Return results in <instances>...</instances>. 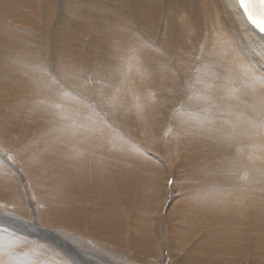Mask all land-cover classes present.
<instances>
[{
	"label": "bare ground",
	"instance_id": "6f19581e",
	"mask_svg": "<svg viewBox=\"0 0 264 264\" xmlns=\"http://www.w3.org/2000/svg\"><path fill=\"white\" fill-rule=\"evenodd\" d=\"M77 1H79L80 3H78ZM82 1L83 0H0V118L3 117V119L6 120V116H8L7 117L8 120H6L7 122L4 121L0 122L1 123L0 137H3L2 139L0 138L1 139L0 149H3L7 156L9 155L12 156L11 151L8 150L7 147H11L14 152L18 153L19 162H22L21 163L22 167L25 168V171L30 177L32 184H34V190L37 191V194L40 196L41 201L43 202L42 204H40L41 207L39 209L40 214H43L41 215L42 216L41 220L43 221V223L44 222L47 223L46 225L50 227V228L43 227L36 220L30 221V220H26L24 217L23 219L21 218L18 219L17 216L16 217L17 219H13L14 220L13 222L16 221L19 222L18 230L20 231L28 230L30 228H33L34 223H37L38 229L41 230L40 233H44V234L51 233L52 235H54V237L57 238L58 243L57 245H54L52 243H48L42 240V238L39 237L36 238L40 239L43 243H48L49 245H52L58 250H60L61 252L67 254V256L70 257L75 264H102L96 262L95 258L89 260L84 258L85 256L84 257L81 256L84 255L85 251L82 248V245H80L74 239V236L79 237V235L77 236L74 233H70L71 229L70 231L67 230L69 227L67 229L65 228L61 230L52 228L54 227L53 225L56 224L55 220H53L55 219V216L53 215L54 213L53 214L51 213L53 206L50 205L51 208L47 211L45 210L46 208H44V205L48 208L49 200H52V202L55 203L59 198H61V193L56 191L58 187L53 185L47 178L48 174L51 175L53 178V180L51 181H53L56 184L57 177L54 174L57 171L55 168L50 169V168H46L45 166L41 168L39 167L40 168L39 169L38 166L40 165V162L36 160H31L32 157H35V155L30 154V156H28L30 152L34 151L33 149L35 144L33 145L32 143H29L27 145H23L25 144L24 141L25 138H23V136L25 137L28 136V131L33 129L35 130L34 133H30V134L36 133L34 142L35 141L38 142L40 139L43 138L44 140L47 141V143L45 144H50L51 148L59 144L61 148H63L64 150L72 151L73 153H75L74 158L64 160L63 156H61L60 157L61 160H59L58 166L63 167L65 168L66 171L71 172L70 175L72 176L69 178L70 181L74 180V182H76L78 185L84 184L85 180L83 178L87 176L88 173L86 174V169L89 170L88 167L90 164L84 162L82 153H77L76 151L73 150L74 147L81 148L80 146L79 147L75 146L76 141L74 140V138H70L67 140L66 139L60 140V138L58 139V137L56 136L57 132L55 131V129H61L62 126L59 123L54 122V120L58 118L57 117L58 116L57 111H58V113L64 114L66 118H69V120H70V116L72 115L73 116L72 123L86 122L85 119L81 118V114L77 113L80 111V108L82 106L81 107L76 106L75 109L73 110L70 109L72 108L70 103L71 101L68 99V97H69V93H71L77 98V100L80 98L76 94H74L78 91H76V86H74L73 84L82 83V81L75 80L76 78L74 75L76 70L75 68L77 61L76 59L79 57L81 49H83V47L85 48L84 50H82V52L84 51L85 53V55L84 54L82 55V58H84L83 61L89 63L93 59H95L94 57L95 54H93L92 49L97 47V50H99L98 43H100L99 44L101 45L99 46L100 56L103 57L104 54L107 53L108 57L107 58L105 57L106 59L102 58V60L104 61L98 59L99 64H101L100 65L101 68H98L99 64L97 65L96 68V72L98 74L100 73L101 75L102 74L104 75L106 73L108 69L107 66H109V64H107L106 62L107 60L110 63V65L113 62L120 63V66L116 70L117 73H113L114 72L113 71L112 72L113 75H110L109 73L107 74L108 75L107 77L113 79V82L118 77L124 79L125 78L124 71L131 72L129 70H131L132 68L135 69L136 70L135 80L138 86L142 88L143 91L144 90L148 91L149 89L151 90L152 99L154 103L153 105L157 113L166 116L169 115L172 119H174L173 123L175 124L174 127V129H176L175 132H180L181 134H183L184 138H185L184 133L188 134L189 137L188 138L186 137L187 139L183 138L184 142L189 143L190 140L192 141L195 140V142L199 145L202 144L206 147L215 146L214 152H212L213 151L212 148L210 150V152L212 153L211 154L207 153L210 157L214 156L213 158L207 157L210 160V162H215L210 165L211 167L214 164V167L212 168L213 170L207 171V173H210L209 175L214 173L218 175L219 173L217 171L219 170H230V172L235 170L238 171L235 176L234 173H228V174L226 173L228 176L227 178V176H223L225 175L224 173L221 175L223 177L218 176L219 178L217 179L214 178L210 179V181L220 180V182L223 184L218 187H216V184L215 186H212L210 184L211 186L205 189L207 190L206 192L205 190L199 192L198 195H196L197 197L196 199H192L191 202L187 203V209L185 210L186 211L185 213L188 216V218L183 219L181 222L185 221L186 223H188L189 228L196 227L195 229H193V231H195L198 228L197 227L198 223L211 225L210 226L211 228L208 233H206L201 238L199 236V239H194L196 241L195 244L196 248L197 247L208 248L206 244H209L211 242L214 244L220 243L225 248L224 250H216V249L213 250L212 248H210L208 252L202 253V254H206L205 256L203 255L202 257H197L199 258L198 260L201 262L203 261L209 262L210 258H212L213 255V257H219V256L222 257L224 261L225 260L228 261V264H239V263L264 264V252L262 251V249H264V242L261 244V249H259V252L261 253L257 252L258 250L256 247L257 245L253 247L254 250L255 248L256 250L252 253V258L250 259V257L248 256L249 254L246 255V251L244 249L247 246L243 244V240L245 238L247 239L245 235L246 231L242 232V230H239L238 227H240L241 225L238 224L239 226L237 227L235 222H232L231 221L232 219H229L232 214L228 215V211L227 213H225V210L228 209L229 203H231L230 202L231 200L229 201L228 196L236 195V194L239 195L241 193L245 194L248 191H250L248 193H251V197L249 199H244V200L250 201L251 205L249 204V207L246 208L242 207L241 213H246L250 208L251 209L254 208L257 209V211L254 210L255 211L254 213L257 212L258 215L264 216V192H256L254 189L255 188L254 186L264 184V181L258 184L257 182L254 181L255 180L254 178L256 177L252 173L254 170L260 169V165L258 166L256 163L257 158L254 159L255 157H253L254 162L251 161L250 158H246L249 159L248 162L250 161L253 162L252 164L246 163L245 165L241 163V159L248 156V154L251 153V151L253 152L256 146L253 148L252 140H246V143L244 144L245 146L242 145L240 148H238V150L236 149L237 150L236 153L230 154L229 153L231 152L230 146H228V144H225L224 142V138H229L228 136L225 135V133H227V131L232 130L234 126V122L232 121L234 119V117L232 116L234 114L233 113L234 110L236 111L238 107H241L240 109L241 111L238 110L239 113L246 110V113L245 112L243 113H245L247 116L254 117L252 116L253 113L247 111L253 110V106L255 103L254 99L255 96H257L255 90L256 89L258 90L259 85H264V37H262L261 34L255 29V27H253V25L249 22L248 18L245 15L243 7L239 4L238 0H95V2H97L98 4L97 9L84 4ZM245 3L248 5V0H245ZM58 4H59L58 6L59 8L57 9ZM251 5L252 4L250 3L251 13L256 14L257 12L253 10ZM26 11H29L30 14L28 15ZM116 23L119 24V27ZM88 30L89 32H87ZM89 34H91L92 37L90 39V42H87L85 41V37L87 38ZM117 38H119V40ZM37 49H40L41 51L38 52ZM29 50H31L32 52H29ZM112 50H114L115 54H111ZM119 52L123 54L125 61L123 60V58L120 57L121 53L119 54ZM61 55H63L64 56L63 58H65L66 60L65 59L62 60ZM114 56L115 57L118 56L117 59ZM93 62H95L96 64L97 60L95 59L93 60ZM61 64H63L62 66L63 70L59 68ZM37 65H41L40 68L43 67L41 72H39V68ZM84 67L85 66L80 68H84ZM64 69L68 70L67 74L65 73ZM104 77L106 78V74ZM256 78L259 79L257 80ZM85 79L91 82L89 76L86 77ZM125 82H127V80ZM60 84H63V87H61ZM64 87H66L67 89H65ZM74 87L75 90L72 89ZM109 87L111 88V86ZM68 89H70V91ZM103 89L105 90L107 88L103 87ZM92 90H94V88ZM259 95L261 96L262 94ZM35 96L37 101L34 98ZM41 96L44 97L45 99H42ZM81 96L84 95L81 94ZM257 97L259 98V96ZM242 99H244L245 101L242 102ZM98 103L100 104V102ZM82 104L84 103L82 102ZM103 106L108 108V106L106 105ZM150 107L152 106L150 105ZM94 111L97 112L96 110ZM230 114H231V119L225 118V117H229ZM106 117H107L106 120L112 123V118L108 116ZM157 117H159V115ZM17 119H25L28 122L37 121V123L35 124L33 123L32 125L31 123L28 125H26L25 123V129L19 141H17L16 138H14L15 133L14 132L12 133V130H10L13 122ZM58 120H60V118ZM145 121H143V124L145 123ZM65 122L66 121H64V123ZM124 129L126 128L124 127ZM207 130H209L210 132L209 136L214 131L218 132L219 134L213 135V137L208 138L207 136L206 137L204 136V133ZM63 131L61 132L63 133ZM237 131L236 133H239ZM262 132L264 133V123H263ZM252 133L253 132H251V134ZM256 135L258 134H253L251 136L257 137ZM99 136L100 135H95V137L97 138ZM262 137H264V134ZM99 138L101 142H106V145L105 143L104 145L107 146V143H109V138H106V135L104 134H101ZM236 138L239 137H235L234 138L235 141ZM248 143H251L250 146L246 145ZM260 143L261 142H259L258 144ZM118 144H120V146ZM123 144H124L123 142L119 143L118 141L114 140L111 142V147H106L105 150L110 155L114 154L117 151H118V155H120L119 152L121 151L124 155L122 159L123 162H128V161L131 162V160L135 161L132 155V150L129 149L130 152L124 150L127 149V147L125 144L124 147ZM262 144L264 143L262 142ZM95 145H96L95 142H93L92 143L93 148H91V153H90L92 155V158L94 159L98 155L101 156L104 155L102 152H99V148L94 147ZM119 148H122V150H120ZM243 149L245 150V153L242 152ZM250 149L251 151H249ZM40 151L42 152L43 150ZM142 151L143 150H140V152L144 156L141 155L139 163L153 162L152 160L149 161L147 158H145L146 157V155L144 154L145 151H143L144 153ZM56 152L60 154L61 150H56ZM251 154H249V156H251ZM263 154L264 153H262L261 156H263ZM24 156H26V160L24 159ZM109 158L112 157L109 156ZM43 159H45V157ZM5 160L10 164L12 162L11 160H8L6 158ZM98 160L99 161L96 162V165L99 166L103 162L101 159ZM235 162H237L236 165H242L241 166L242 168L245 167V169L248 172H246V174L245 173L243 174L245 170L243 171L242 169L243 172H241L239 166H235ZM9 163L7 164L13 169L15 168V171L18 172L19 176L22 178V181L24 182V177L21 176L22 174L20 173L17 166L15 164L14 166L11 164L12 165L11 166ZM25 163L29 171L26 169ZM250 165L254 167L253 168L246 167ZM98 166L96 167L93 166V167L96 168V169L94 168L95 177L98 176L97 171L100 177L97 182V186L98 188H100V193H98V195L96 194L95 198L93 197L92 202L90 203L92 204L93 208L102 205L104 199L102 197V195L104 194L102 193L101 195V191L103 188V183L105 178L103 179L104 176L101 173L100 170L101 167L99 168ZM33 168L37 170H33ZM119 169H121V167ZM261 172L262 171H260V173ZM240 174L243 176V178L240 177ZM121 176L123 177L122 174ZM63 179L64 181H67L66 177ZM125 179L126 178L124 176V180ZM4 180L5 179H2V181ZM4 183H5L6 193L8 194L12 193L11 196L12 199H16V200L19 199V195L18 197L16 196V192L18 191L8 180V178L7 180L4 181ZM59 183L60 182H58V184ZM70 183L68 182L69 186L71 185ZM93 183L95 182L93 181ZM235 184L237 188L233 189L235 187ZM3 185L4 184H2V186L0 185L1 194H3V187H4ZM245 185L248 186L246 187L248 190L243 191L242 187ZM84 187L86 188V186ZM69 188L71 187H68V189ZM80 194H82V192ZM202 196L204 197V201ZM256 196L258 198H256ZM72 197H76V196H72ZM2 199L3 198H1V200ZM225 201H228V203H226L225 205L222 204ZM241 201L243 200L241 199ZM109 203H107V205ZM65 204L67 205V203ZM31 207L33 209L34 206L31 204ZM229 208H230V213L231 211H235L233 206ZM92 211L93 210H91L87 214H88V218H91L93 220L94 216L92 215ZM254 213L252 211V214ZM98 214L99 213H97V215ZM110 215L113 220V224L111 226L114 228L118 227L119 221L122 220L117 218V222H114V219L117 216L115 215L114 212H112ZM145 215H149V213L144 212L142 215L138 214V216L140 217L139 222L141 223L140 224L141 226L142 225L148 226L149 224L146 222L147 218L144 217ZM0 216L8 219L9 214H6L4 211L0 210ZM192 216L195 217V220ZM108 217L110 218V216ZM77 218L79 219L78 225L81 226L79 215L77 216ZM143 218L145 219V221L143 220ZM27 219L30 218L28 217ZM108 222L109 221H107V223ZM90 223H92V221ZM0 226L10 229L18 234L25 235V237H30L25 233H21V232L19 233V231L17 232L7 226H3V225ZM104 227H106V225ZM242 229L244 230V228ZM106 230L108 234L112 235L110 226L109 229ZM136 230H138V228ZM142 230L145 231L144 228ZM8 236L10 238L8 240L9 243L6 242L7 247L13 246L16 243L15 241V239H17L16 236L0 228V242H2V244L5 242L4 240ZM184 236L185 235L182 234V236H180L178 240L184 238ZM217 239H219V242L217 241ZM263 240H264V235L262 239L256 240L255 243H259V242L261 243V241ZM198 241H200V243H198ZM178 244L180 246L185 247L183 243L181 244V240L178 242ZM249 246L251 245L249 244ZM7 247H3L0 245L1 255L2 254L4 255V253L8 251ZM196 251L197 252L199 251L200 253V250L196 249ZM89 253L90 254L93 253L94 255L96 254L92 250H90ZM256 255H258L257 256L258 258H256ZM11 258H13V256L7 257V261L0 258V263L5 264L8 262V260L13 262L18 261L19 264H31L32 262L31 259H30L31 261H28V259L26 258H23V260H15V259L12 260ZM186 258L184 259V261L186 260ZM222 259L220 258L215 262L219 264L223 261ZM198 260H193V261L199 262ZM36 261L37 260H35V263ZM180 264L183 263L180 262Z\"/></svg>",
	"mask_w": 264,
	"mask_h": 264
},
{
	"label": "rangeland",
	"instance_id": "374dc122",
	"mask_svg": "<svg viewBox=\"0 0 264 264\" xmlns=\"http://www.w3.org/2000/svg\"><path fill=\"white\" fill-rule=\"evenodd\" d=\"M77 2L80 3L79 1H77ZM82 2L84 4L92 7V8H96V9L98 8V4H97V2H95V0H90V1L89 0H85V1L83 0ZM58 6H59V4L57 5V9L59 8ZM26 12L28 15L30 14L29 11H26ZM89 22H91V21H89ZM116 24L119 27V24L118 23H116ZM87 32H89V30ZM90 35L91 34H89V36L87 38L85 37V41L90 42V39L92 37V35L91 36ZM117 39L119 40V38H117ZM100 42H101V40H100ZM99 44L100 43H98V49L99 50H97V47L92 49L93 54H95L94 57L97 60L96 64H95V62H93V60H95V59H93L89 63L83 61L84 58H82V55L83 54L85 55V53H84V51L82 52V50H84L85 48L83 47V49H81V51H80L81 57L79 54L80 58L78 57L76 59L77 60L76 61V67H75L76 70H75L74 75L76 78L75 80L82 81V83H76V84L74 83L73 84L74 86H76V91H78L74 94H76L80 98L77 100V98L74 95H72L71 93H69V97H68V99L71 101L70 103H71V107H72L70 109L73 110V109H75L76 106H78V107L82 106L83 107V108L81 107L80 111L77 113L81 114V118L85 119L86 122L72 123V120H73L72 115L70 116V120H69V118H66L64 114L58 113V111H57V114H58L57 117L58 118H56V120H58L59 118H60V120H58V121L54 120V122L59 123L62 126V128L64 127L63 128L64 131L62 130V128L61 129H55V131L57 132L56 136L58 137V139L60 138V140H65V139L67 140L70 138H74V140L76 141L75 146H78V147L80 146L81 148L74 147L73 150L76 151L77 153H82L84 162H87L88 164H90L88 167L89 170L86 169V174L87 173L88 174L85 178H83L85 180L84 184L78 185L76 182H74V180L70 181L69 178L72 176V175H70L71 172L66 171L65 168L58 166L59 160H61L60 159L61 156H63L64 160H68V159L74 158L75 153H73L70 150H64L63 148H61V146L59 144H57L55 147L51 148L50 144H45V143H47V141L44 140L43 138L39 140L40 142L39 141L34 142V139L36 137V133L30 134V133H34L35 130H33V129L30 130L31 132L28 131V136H26V137L23 136V138H25L24 139L25 144H23V145H27L29 143H32L33 145L35 144L34 149H33L34 151L30 152L28 156H30V154L35 155V157H32L31 160H36V161L40 162V165L38 166V168L45 166L46 168H50V169L55 168L57 171L54 174V175H56V177L58 179V180L56 179V182H57L56 184L53 181H51V180H53L51 175L48 174L47 178L49 179V181L53 185L58 187L56 189V191L61 193V198H63V199L59 198L55 203H53L52 200H49L48 208L44 205V208H46L45 210H47V211L51 208V206H53L52 210H51L52 212L51 211L50 212L52 214L54 213L53 215L55 216V219H53V220H55L56 224L53 225L54 227H52V228L57 229V230L58 229L61 230V229H65V228L67 229L69 227L67 230L70 231V229H71L70 233H74L77 236L79 235V237L74 236V239L80 245H82V248L85 251L84 255H81V254L80 255L82 257L85 256L84 258L89 259V260H91L92 258H95L96 262L102 263V264H180V262H182L183 264H195V263L196 264H218L215 261L220 259V258L222 259V257H220V256H219L220 257L219 258V257H213V255H212V258H210L209 262H206V261L201 262L198 260L199 258H197V257H202L203 255L205 256L206 254H202V253L208 252L210 250V248H212L213 250H215V249L216 250H224L225 249L222 244L217 243L218 244L217 245V244H214L212 242H211L212 244L211 243L206 244L208 246V248L207 247H197L196 248V245H195L196 241L194 239H199V236L201 238L206 233H208L210 228H211L210 227L211 225L198 223L197 224L198 228L195 231H193V229H195L196 227L194 228V227L190 226L191 228H189L188 223H186L185 221H183V222H181V221L183 219L188 218V216L185 213L186 212L185 210L187 209V203L191 202L192 199H196L197 198L196 195H198L199 192H202L206 188H209L211 185L215 186V184H216V187H218V186L223 184L220 182V180L210 181V179H213V178L217 179V178H219L218 176H220V177L227 176L228 173H234V176H235L238 171L235 170V171L230 172V170H219L217 172L220 175L219 174L216 175V173L209 175L210 173H207V171L213 170L212 168L214 167V164L211 167H210V165L212 163H215V162H210V160L207 157H210L208 155L209 153L211 154L212 152H214L215 146H208L209 147L208 148L202 144H200V145L197 144L195 142V140L194 141L190 140L189 143L184 142L183 141V138H184L183 134H181L180 132H175V130H176V129H174L175 124L173 123L174 119H172L169 115L166 116V115L157 113V111L153 105L154 103H153V99H152L151 90L149 89L148 91H145V90L143 91L142 88H140L138 86V84L135 80L136 79V74H135L136 70L135 69L132 68L133 70L132 69L129 70L131 72H128V71L125 72L124 71V74H125L124 77L125 78L123 79L121 77H118L114 80V82H115L114 83L113 79L107 77L108 76L107 74L109 73L110 75H113V73H117L116 70L120 66V63L116 62L117 63L116 64L115 62H113L110 65V63L107 60L106 62H107V64H109V66H107V67L109 70L107 69V71H106V69H105L106 78L104 77L105 74L104 75L103 74L101 75L100 73L98 74L96 72L97 65L99 64L98 61L99 60L104 61V60H102V58L106 59L108 57L107 53L104 54L103 57L100 56L99 46H101V45H99ZM37 51L40 52L41 50L37 49ZM96 51H97V53H96ZM29 52H32V51L29 50ZM24 53H25V51H24ZM120 53L121 52H119V54ZM111 54H115L114 50H112ZM120 55H121L120 57L123 58V60L125 61L123 54L121 53ZM63 57L64 56L61 55L62 60L65 59ZM117 57H115V58L117 59ZM27 58H30V57H27ZM100 65L101 64H99L98 68H101ZM37 66L39 68V72H41L43 67L40 68L41 65H37ZM62 66H63V64H61L59 68L62 69ZM83 66H85V67L80 68ZM92 68L94 69V71ZM64 71L67 74L68 70L64 69ZM88 71H90V72H88ZM84 74L85 75L88 74V75L85 76ZM128 74H130L131 76ZM88 76H89V79L91 80L92 83L90 81H87V79H85ZM98 76H99V78H98ZM72 79H74V78H72ZM99 79H100V81H99ZM256 79L258 80L259 78H256ZM126 80H127V82H125ZM110 81H111V83H110ZM131 81H133L134 83ZM234 81H236V80H234ZM98 83H100V84H98ZM90 85L93 87H91ZM119 85H120V87H119ZM60 86L63 87V84H60ZM77 86H79L80 88ZM109 86H111V88ZM103 87L107 88V89L104 90ZM64 88L67 89L66 87H64ZM91 88L92 89L94 88V90H92ZM72 89L75 90V87ZM83 89H85V90H83ZM129 89H131V90H129ZM68 90L70 91V89H68ZM90 90H91V92H90ZM88 92H90L91 94ZM260 92H262V93H260ZM263 92H264V85H259L258 90L256 89L255 93L257 96H259L260 99L257 96H255V99L253 98L255 100L253 110L247 111V112L253 113L252 116H254V117L247 116L245 114L246 110L243 111L245 113H243V112L239 113V111H241L240 110L241 107H238V109L236 111L235 110L233 111L234 114L232 113L233 114L232 116L234 117L235 120L233 119L232 121L234 122V126H233V129L230 130L231 132L227 131V133H225V135L228 136L229 138H224L225 144H228V146H230L231 152L228 151L230 154L236 153L238 148H240L242 145H244L246 143V140H252L253 148L255 146L257 147V148L255 147L253 150L254 155L250 149L249 151H251L252 154L251 153H249V154H251V156H249V154H248V156H246L245 158L241 159V157H240V159H241V163L246 165V163L252 164L254 162L253 157H255L254 159L257 158L256 163L258 166L260 165V169L254 170L252 173L257 178V179L254 178L255 179L254 181L257 182L258 184H260L262 181H264V179H263L264 178V170H263V168H264V165H263L264 164V160H263L264 154H263V156H261L262 153H264V150H263L264 144H262V142L264 143V137H262L264 134L262 132L263 123H264V93ZM81 94L84 96H81ZM108 94H109V96H108ZM259 94H262V95L260 96ZM120 96H121L122 100H121ZM125 96H127V97H125ZM34 98L36 99V96ZM89 98H90V100H89ZM42 99H45V98L42 97ZM97 99H98V101H97ZM79 100H80V102H79ZM103 100H105L106 102ZM107 100H108V102H107ZM36 101H37V99H36ZM44 101H47V100H44ZM81 101L84 104H82ZM93 101H95V102H93ZM244 101L245 100L242 99V102H244ZM98 102H100V104ZM87 103H88V105H87ZM106 103H108V104H106ZM118 104H120V105H118ZM103 105L108 106V108L103 106ZM150 105L152 107H150ZM89 107H90V109H89ZM98 107H99V109H98ZM26 110H27V108H26ZM94 110H96L97 112H95ZM98 113H100V114H98ZM101 113H103V114H101ZM26 114H27V112H26ZM158 115L160 118L157 117ZM106 116L112 118V123L108 122L106 120L107 119ZM134 116H135V118H134ZM246 116H247V118H246ZM7 117L8 116H6V120H8ZM111 118H109V119H111ZM225 118L231 119V114L229 117H225ZM2 119H3V117L0 118V122L1 121L7 122L6 120H4V119L2 120ZM100 119L104 123H102L100 121ZM59 121H61V122H59ZM64 121H66V122L64 123ZM143 121H145L144 124H143ZM153 121H154V123H153ZM25 123H26V125H28L30 123L32 125L33 123L34 124L37 123V121L28 122L25 119L15 120L12 124L13 128L11 127L10 130H12V133L13 132L15 133L14 138H16L17 141H19V139L22 136V133L25 129ZM130 123H131V125H130ZM169 124L172 126H170ZM0 125H1V123H0ZM123 126L127 130L124 129ZM169 126L171 127V129ZM139 127H141V128H139ZM257 127H259V128H257ZM96 128H97V130H96ZM61 131H63V133ZM236 131L239 133H236ZM214 132H216V131H214ZM214 132H212L209 136L210 132H209V130H207L204 133V136L211 138V137H213V135L219 134L218 132H216V133H214ZM251 132H253V133L251 134ZM258 132H260V133H258ZM101 134H104V135H106V138H109V143H107V146H105L106 142L100 141L99 137L101 136ZM253 134H258V135H256L257 137H253V136H251ZM95 135H100V136L97 138V137H95ZM184 135H185L184 139H187L189 137L187 133H184ZM225 135H223V136H225ZM243 135H245V136H243ZM233 137L234 138L239 137V138H236V141H235ZM0 138L2 139L3 137H0ZM256 138H258V139H256ZM78 139H80V140H78ZM231 139H233V140H231ZM114 140L118 141L119 143L123 142L128 149V150L127 149H124V150L130 152L129 149H131L132 155H133L135 161L131 160V162L130 161L123 162L122 159H123L124 155L121 151L119 152V154L121 156L118 155V151L112 155L108 154V152L105 150V148L111 147V142ZM93 142H95V144H96L94 147L99 148V152H102L104 154L102 156L101 155L96 156L95 159L92 158V155L90 154L91 148H93L92 147ZM259 142H261L260 144H262L263 146L258 144ZM104 143H105V145H104ZM191 143L193 144V146ZM190 144H191V146H190ZM250 144L251 143H248L246 145L250 146ZM118 145L120 146V144H118ZM125 145H124V147H125ZM87 148L89 151L87 150ZM116 148H117V145H116ZM204 148H207V149H204ZM212 148H213V151L210 152V150ZM7 149L11 151L12 156L9 155L11 157L7 156L3 149H0V153H1L0 154V178H1L0 179V185L2 186V184H4L3 185L4 186L3 187L4 196H3V194L0 193V197L5 199V200H3V199L1 200V198H0V210L4 211L6 214H9V216H8L9 219H12V220L17 219V218L23 219V217H24L26 220H30V221L36 220L43 227L50 228L49 226L46 225L47 223H45V222L43 223V221L41 220V217H42L41 215H43V214H40L39 209L41 207L40 204H42L43 202L41 201L40 196L37 194V191L34 190V184H32L30 177L28 176V174L25 171V168L22 167V165H21L22 162H19L18 153L14 152L11 147H7ZM53 149H55V150H53ZM119 149L122 150V148H119ZM40 150H43V151L41 152ZM56 150H61V153L58 154V152H56ZM140 150L145 151V153L142 151L146 155L145 158H147L149 161L152 160L153 162H140L139 163L140 157H141V155H143L140 152ZM204 150H206V151H204ZM242 152L245 153V150L243 149ZM107 154L112 158H109V156ZM258 154H260V155H258ZM38 155H39V157H38ZM129 155H130V153H129ZM44 157H45V159H43ZM213 157H210V158H213ZM5 158L8 160H11L12 161L11 164L13 166H14V164L17 166L20 173L22 174L21 176L24 177L25 183L22 181V178L19 176L18 172L15 171V168L13 169L12 167H10L7 164L9 162H7L5 160ZM246 158H250L251 161H253V162H251V161L248 162L249 159H246ZM24 159L26 160V156H24ZM50 159H51V161H50ZM81 159H82V157H81ZM98 159H101L103 162L99 166L96 165V162L99 161ZM117 159H119V160H117ZM259 159L261 160V162ZM47 160H49V161H47ZM113 164H115V165H113ZM236 164H237V162H235V166H239V169L241 172H243L245 170L243 172V174L244 173L246 174V172H248L245 169V167L242 168L241 167L242 165H236ZM138 165H140V166H138ZM90 166H91V168H90ZM93 166H95V167L98 166L99 168L101 167L100 170L104 176L103 179L105 178L104 183L106 184L105 185L103 183V188L101 191V195H102V193L104 194V195H102V197L105 200L103 199L102 205L95 207V208H93L92 204H90V203L92 202L93 197L95 198V195L96 194L98 195V193H100V188H98V186H97V182H98L100 177H99L98 171H97L98 176H96L97 178L95 177V175H94V168L95 167H93ZM25 167H26V163H25ZM120 167H121V169H119ZM246 167L253 168L254 166L250 165V166H246ZM26 169L28 170V167H26ZM242 169H243V171H242ZM33 170H37V169L33 168ZM259 170L262 172L260 173ZM90 171L92 174L90 173ZM221 172H223V173H221ZM68 173L70 176L68 175ZM224 173H225V175L221 176ZM121 174L123 175V177L121 176ZM241 174H240V177L243 178V176ZM124 176L126 178L125 180H124ZM65 177L67 178V181H64L63 178H65ZM129 177H131V178H129ZM7 178L12 183V185L16 188V190L18 191V192H16V196L18 197V195H19V199L21 201L19 199H17V200L12 199L11 198L12 193L11 194L6 193L4 181L7 180ZM92 178H94V179H92ZM108 178H109V180H108ZM227 178H228V176H227ZM2 179H5V180L2 181ZM91 179H92V181H91ZM129 179H131V180H129ZM132 180H134V181H132ZM136 180H137V182H136ZM93 181L95 183H93ZM117 181H120V182H117ZM129 181H131V182H129ZM58 182H60V183L58 184ZM68 182L69 183L71 182L70 186H69ZM109 183H111V184H109ZM64 185H66V186H64ZM1 186H0V188H1ZM67 186L71 187V188L68 189ZM84 186H86V188ZM87 186H88V188H87ZM128 187H129V189H128ZM246 187H248V186L245 185L242 187L243 191L248 190ZM254 187H255L254 189L256 192H264V184L256 185ZM60 188H61V190H60ZM235 188H237L236 184H235V187L233 189H235ZM62 189H64V190H62ZM104 189H105V191H104ZM109 189H111V190H109ZM239 189H241V188H239ZM19 191H20V193H19ZM80 191L82 192V194H80L81 193ZM206 191L207 190H205V192ZM105 192H106V194H105ZM248 192H250V191H248ZM248 192L245 194H243V193H241L239 195L236 194L237 196L236 195L228 196V199H229V201L231 200L230 202L232 204L229 203L228 209L225 210V213H227V211H228V215L232 214L229 219H232L231 221L235 222L237 227L239 225H241L240 227H238L239 230H242V232L246 231L245 235H246L247 239L245 238L243 240V244L247 246L246 247L247 249L246 248H244V249L246 251V255L249 254L248 256L251 259L252 253L256 250V248L254 250V248H253L254 246L257 245L256 246L258 249L257 252L261 253V252H259V249H261V244L264 242V240L261 241V243L259 242L260 244L255 243V241L263 238V235H264V219L263 218H264V216L258 215L257 212L254 213L255 211H257V209H254V208L253 209L248 208L251 211L248 210L246 213H241L242 207L246 208V207H249V204L251 205L250 201L244 200V199H249L251 197V193H248ZM75 193H76V195H75ZM118 193H119V195H118ZM72 196H76V197H72ZM204 196H205V194H204ZM252 197H253V195H252ZM202 198L204 201L203 196H202ZM240 198L243 201H241ZM256 198H258V197L256 196ZM110 199H112V200H110ZM52 203H53V205H52ZM63 203L64 204L67 203V205L66 204L64 205ZM107 203H109V204L107 205ZM226 203H228V201H225L222 204L225 205ZM241 203H243V204H241ZM31 204L34 206L33 209L31 207ZM232 206L234 207L235 211L236 210L237 211L236 212L231 211V213H230L229 207H232ZM109 208H110V210H109ZM105 209H106V211H105ZM91 210H93L92 211V215L94 216L93 220L91 218H88V214H87ZM107 210H109V211H107ZM252 211L254 214H252ZM104 212H106V213H104ZM112 212H114L115 215L117 216V217H115L114 222H117V218L122 220V221H119V224H118L119 226L116 228L111 226L113 224V220H112L111 215H110ZM144 212L149 213V215L144 216L147 218L146 222L149 223L148 226H146V225L141 226L140 225L141 223L139 222L140 217L138 216V214L142 215ZM97 213H99V214L97 215ZM235 213H237V214H235ZM248 213H250V214H248ZM121 214H122V216H121ZM78 215L80 217L81 226L78 225V221H79V219L77 218ZM236 215H238V216H236ZM108 216H110V218ZM28 217L30 219H27ZM43 218H44V216H43ZM193 218L195 220V217H193ZM44 220H45V218H44ZM143 220L145 221L144 218H143ZM148 220H149V222H148ZM241 220L243 221V223ZM91 221H92V223H90ZM107 221H109L108 222L109 224L107 223ZM46 222H48V221H46ZM136 224L139 226H137ZM105 225H106V227H104ZM250 225L252 228L250 227ZM109 226H110V230L112 232V235L108 234V232L106 230V229H109ZM0 228L2 230H5V231L11 233V234H14L17 238V239H15L16 243L13 246H9V247H7V243H9L8 240L10 238L9 236L5 238V240H4L5 242L3 244H2V242H0L1 246L7 247V249H8V251H6L4 253V255L0 254V258L4 259L5 261H7V257L13 256V258H11L12 260H14V259L15 260H23V258L28 259V261L32 260L31 264H75L71 260V258L67 256V254L61 252L60 250H58L54 246L49 245L48 243H43L40 239L33 238V237H25V235L18 234L16 232H14L10 229H7L5 227H2V226H0ZM137 228H138V230H136ZM143 228L145 229V231L142 230ZM242 228H244V230ZM72 230H74V231H72ZM101 230H103V231H101ZM182 234H184L185 236H184V238H182L180 240H181V244L183 243L185 247L180 246L178 244V242L180 241L178 239L180 236H182ZM82 236H83V238H82ZM84 237H85V239H84ZM114 237H116V238H114ZM250 237L252 240L250 239ZM108 238H109V240H108ZM110 239H112L113 241ZM105 240L106 241L108 240V241L106 242ZM217 241L219 242V239H217ZM198 243H200V241H198ZM249 244L251 246H249ZM196 249L200 250V253H199V251L197 252ZM90 250L94 251L96 254L95 255L93 253L90 254L89 253ZM190 250L193 252H191ZM247 251H249V252H247ZM262 251L264 252V249H262ZM257 256L258 255H256V258H258ZM185 258H186V260L184 261ZM35 260H37L36 263H35ZM193 260H198L199 262H196ZM69 261H70V263H69ZM213 262H215V263H213ZM5 264H19V262L18 261L13 262V261L8 260V262ZM219 264H228V261L223 260ZM239 264H241V263H239Z\"/></svg>",
	"mask_w": 264,
	"mask_h": 264
},
{
	"label": "water",
	"instance_id": "95a60500",
	"mask_svg": "<svg viewBox=\"0 0 264 264\" xmlns=\"http://www.w3.org/2000/svg\"><path fill=\"white\" fill-rule=\"evenodd\" d=\"M239 2L241 4V0H239ZM254 4L255 5H253V4L251 5L253 10H255L256 12H258L260 10L261 13L264 12V0H256V1H254ZM243 8L245 10L247 17L250 14L253 17V19H255L258 22V20L254 16V14L251 13V7H249L250 9H247L245 7H243ZM262 23H264V21ZM13 221L14 220H12V219H9V218L6 219V218H3L0 216V225L7 226V227H9V228H11L17 232L19 231V233L20 232L25 233L28 236L33 237V238H36V237L42 238V240H44L48 243H52L54 245H57V243H58L57 238L54 237V235H52L51 233H48V234L40 233L41 230L38 229L37 223L33 224V228H30V229L24 230V231L23 230L20 231V230H18L19 222H17V221L13 222Z\"/></svg>",
	"mask_w": 264,
	"mask_h": 264
},
{
	"label": "snow or ice",
	"instance_id": "6c2138e0",
	"mask_svg": "<svg viewBox=\"0 0 264 264\" xmlns=\"http://www.w3.org/2000/svg\"><path fill=\"white\" fill-rule=\"evenodd\" d=\"M241 5L243 7H247L246 5L243 4V0H241ZM248 20L249 22L255 27V29L261 34L262 37H264V23L262 22H257L253 17L249 14L248 15Z\"/></svg>",
	"mask_w": 264,
	"mask_h": 264
}]
</instances>
